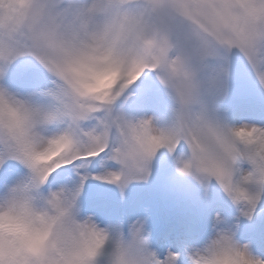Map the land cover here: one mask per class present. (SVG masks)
Returning <instances> with one entry per match:
<instances>
[{"label": "clouds", "instance_id": "9594fccd", "mask_svg": "<svg viewBox=\"0 0 264 264\" xmlns=\"http://www.w3.org/2000/svg\"><path fill=\"white\" fill-rule=\"evenodd\" d=\"M33 2L0 0V28L18 24L22 12ZM65 3L72 6L71 12L53 30L49 46L54 67L40 64L52 78L66 82L79 94L80 103L89 104L122 87L126 89L149 71L155 73L175 105L169 127L157 126L152 117L132 119L124 115L128 124L117 128L112 137L111 151L117 158L111 161L119 167L107 170L106 174H116L110 184L123 191L131 182L146 180L150 163L161 149L149 152L151 139L173 128L178 120L194 129L196 138L204 145L215 139L217 127L241 131V137H231L241 148V139L247 141L256 135L252 129L257 126L223 124L210 114L207 106L206 97L220 90L227 76L226 57L221 54L228 51L226 46L212 43L191 25L156 13L153 0ZM231 23L222 25V29L228 31ZM212 60L216 63L210 64ZM137 71L140 75L131 80ZM0 93V140L12 144L18 141L20 148L32 145L31 159L42 177L38 180L22 158L15 160L27 172L0 191V264H97L106 246L109 251L105 264H154L143 220L133 221L124 236L118 230L113 233L99 227L91 216L80 217V180L72 186L61 185L41 192L67 148L41 143L32 135V121L21 105L35 107L39 103L2 86ZM9 124L17 127L16 140L9 136ZM181 141L189 150L188 158L179 161L178 169L189 165L182 174L200 183L215 179L233 203L243 206L241 214L250 217L245 214L249 210L247 200L225 191L217 178L201 167L203 153L194 154L192 147ZM3 148L5 144L0 143V149ZM250 184L264 187L255 181L242 183L240 187L248 195L256 194L249 190ZM187 258L188 264H264L228 228L217 229Z\"/></svg>", "mask_w": 264, "mask_h": 264}, {"label": "snow or ice", "instance_id": "6c2138e0", "mask_svg": "<svg viewBox=\"0 0 264 264\" xmlns=\"http://www.w3.org/2000/svg\"><path fill=\"white\" fill-rule=\"evenodd\" d=\"M71 9L72 6L66 4L65 0H34L20 15L18 24L9 23L7 27L0 28V75L7 64L21 56L32 57L39 64L53 68L49 53L53 30L69 15ZM153 10L169 19L191 25L216 45L226 46L228 50L237 49L248 61L259 83L264 85V0H153ZM229 21L232 22L231 26L224 31L221 26ZM138 75L139 71L131 76V80ZM50 85L41 93L49 98L48 104L21 107L32 121L31 132L36 140L67 148L59 167L51 176L71 165L83 185L88 179L90 164L103 165L105 161L117 158L113 157L111 151L112 137L117 128L126 126L128 121L123 113L113 110V105L125 88L98 97L94 103L82 104L79 94L66 82L52 78ZM0 124L3 122L0 121ZM7 127L9 136L16 140L17 127L12 124ZM252 132L256 134L252 139L239 141L244 145L241 148L237 140L231 138L241 137V131H224L217 127L214 130L215 139L204 145L196 138L194 129L183 120H178L173 128L151 139L148 151L165 147L171 152L179 141H186L194 154L203 153L199 160L201 167L214 175L225 191L235 193L237 199L243 197L247 200L249 210L245 214L251 215L259 193L248 195L240 185L253 181L264 185V127H255ZM0 143L5 144V148L0 149V166L8 160L22 158L32 168L35 177L38 180L42 178L31 159L32 145L20 148L18 141L12 144L0 140ZM238 160H246L251 165V171L234 179V172L239 171L234 168ZM188 167L185 164L178 171L185 173ZM106 173L107 170L93 178L107 183L116 178L115 173ZM175 258V254L169 253L161 261L153 255L154 264H174Z\"/></svg>", "mask_w": 264, "mask_h": 264}, {"label": "rangeland", "instance_id": "374dc122", "mask_svg": "<svg viewBox=\"0 0 264 264\" xmlns=\"http://www.w3.org/2000/svg\"><path fill=\"white\" fill-rule=\"evenodd\" d=\"M234 52H237V50L231 49L221 53L222 56L226 57V66L228 69L227 76L224 78L223 82V87H226V89H223L222 87V90L213 91L211 94L214 97L218 98L216 100V102H218L220 99L228 95H238L244 92H253L254 94L257 93L255 100H242L241 102L245 104L263 102L264 86H261L258 79L256 78V75L254 77V81L257 89H254L257 92H255L254 89H245L242 85L241 86L244 89H229L230 87L227 84L228 77L236 76L239 71L238 61L234 60ZM243 62L249 69V65H247V60L244 59ZM235 64H238V67H236ZM24 66H36L38 70L34 76L26 78L22 73H20V70H22ZM6 67L11 71L5 73L3 72V74L0 75V86L5 87L13 93L22 97H26L36 103H49V98L42 95L41 93L47 87L51 86L50 81L52 77L42 68V66L34 58L29 56H21L14 59L11 63L7 64ZM144 76L152 77L157 84L154 89V103H156V105L153 107L140 106L138 109H136V111L126 114L122 111L121 106L116 108L114 104L113 110L121 112L126 117L132 119L140 117H152L153 122L159 127L171 126V118L174 116L173 100L169 96L168 92L160 85V83L156 79L155 73L152 72L150 75H148L145 71V73L142 74L140 78H143ZM261 87L263 90H259L261 89ZM137 93L138 92L134 90L131 91L130 94L127 96L124 90V93L121 95L120 98L117 99V101H133V99L130 98L137 95ZM161 107L162 110L158 111L157 109ZM215 107L217 106L215 105ZM258 123H260L259 127H264V122ZM183 159H187L186 155L184 154H182L175 162H171L172 160L169 158L168 149L165 148L163 152L161 151V149H159L150 163V170L147 179L144 181L131 182L123 191H121L116 185L111 184L105 186L102 184V180H96L93 178L96 175L102 174L105 170H116L119 167L118 165L110 164V162L113 161H105L103 165H101L99 171L92 175H89L88 179L83 182L81 192L88 188L89 192L85 195V197L89 198L99 193L102 195L103 198L107 199H112L113 195H119V193L124 195L126 194V199L132 207L144 205L143 214L141 217H138V220L144 221L145 231L148 233L147 247L148 250L152 252L155 257L159 253V250L157 249L158 246L163 245L167 249V251H169V253L175 254L176 258L174 262L177 261L178 257H181L183 260L188 261L186 259L188 257V254L193 249L199 247V245L195 244L189 236L190 233L192 234L193 239L195 238L196 224L198 221H206L210 227L209 233L206 235L205 238H203L202 242L204 243L209 237L215 234L217 229L228 228L234 232L235 239L237 241H239L236 237L237 234H243V237L251 235L255 238V240L253 239L249 243L250 245H248L250 251L254 246L260 247L261 244H264V223L262 225H257L253 229L247 227V217L241 214V209L243 206L240 204L233 203L230 197L224 192L222 187L216 186L214 184H209V182H197L195 179H193L192 176L184 175L178 171L179 161ZM237 162H240L241 164L247 163L246 160H238ZM244 166V173L251 171L250 164H245ZM26 172H24L23 166L20 163L17 166L13 167L10 171L9 180L6 182L1 191H3L7 185L13 183L16 179L25 176ZM81 174H83V170H81ZM89 179L91 180L89 181ZM79 180L80 176L79 179L74 180L75 183H72L71 181V185H69L68 183L63 185L72 186L73 184L78 183ZM140 188H146L147 191L145 192V194H140V200H142V202L138 203L137 199L139 198ZM218 190H220V192ZM204 191L207 194V210L203 209V211H200V204L194 193L203 194ZM148 192H150V195H148ZM215 193L221 194V198L218 200H220L223 205L230 207L232 209V212H214L212 214L209 213L211 202L213 200H216V197L218 196ZM214 194L216 197L210 198V195ZM78 209L79 216L84 217L80 212L79 204ZM161 226H170L171 228H173V230L170 232L168 241L167 239L163 240L159 237V228ZM104 228L110 229L113 233L118 230V226H114L112 223H109V225L104 226ZM240 230L242 233L240 232ZM186 235L189 237L188 241L191 242V245L190 242L187 241ZM105 248H109V246H106ZM251 253L253 254V251H251ZM253 256L258 257L255 254H253ZM258 258L264 260V256H259ZM105 261L106 260L97 259V264H105Z\"/></svg>", "mask_w": 264, "mask_h": 264}, {"label": "bare ground", "instance_id": "6f19581e", "mask_svg": "<svg viewBox=\"0 0 264 264\" xmlns=\"http://www.w3.org/2000/svg\"><path fill=\"white\" fill-rule=\"evenodd\" d=\"M236 53L238 54L237 56L239 57V59H238L239 71H238V75L237 76H235V77H232V76L228 77L227 84L230 87L229 89L230 90H238L239 88L240 89H244V88L247 89L248 88L250 90V89L256 88L255 81H254V77H255L254 71L252 70V68L249 65V63H247V65H249V69L247 68V66L245 65V63L242 61L245 58L244 57L242 58V56H241V54L239 53L238 50H237ZM259 90H263L262 87ZM255 92H257V91L255 90ZM256 95H257V93H255V94H250L249 92L240 93V97L242 99H246V100H249V99H251L253 97L256 98ZM209 98H211V97H209ZM206 103H207V106L209 108L210 114L214 118H216L217 120H219L221 123H223V124H226V125H229V126H236V125H241V124L257 126L255 124H253L254 122L253 123H250V121H247L246 120V119H251V122L253 121L252 118H251V116H249V115H244V116L232 115L231 113H227V111L225 110V108H220V109L214 108L213 107L214 106V101H212V100H206ZM243 105L256 106V104H243ZM238 119H245V120L241 122ZM238 123H241V124H238ZM164 150H165V148L162 147L161 148V151L163 152ZM245 164H249V163L247 162V163L241 164L240 162H236V164L234 165V168L239 169V171L234 172V179H239L240 176L242 174H244V167H245L244 165ZM207 182H209V184H214L216 186H220L215 179H210ZM248 188L252 192L259 193V198L262 197V196H264V187L257 186V185H254V184H250V185H248ZM218 191L220 192V190H218ZM194 195L196 196V198L199 201L200 209H201L200 211H202L203 209H206V202H207V194H206V192L204 191L203 194L194 193ZM258 200H257V203H258ZM143 206L141 207V209H138L137 208L136 210L133 211V213L130 214V222L131 221H136V220H138V217H141L142 216L143 210H144L143 209ZM211 212H213L212 211V208H211L210 213ZM91 217L98 224V226L101 227V228H104V226L109 225V223H111V221H112V219H106V220L103 219L102 220V219H100V217L98 215H93ZM97 219L99 220L98 222L96 221ZM102 225H103V227H102ZM196 234H197V232H196ZM189 236L191 237V240L195 244L199 245V247H201L204 244V242H199L197 240V238L196 239L195 238L193 239L192 234L189 233ZM188 238L189 237L186 235L187 241H188ZM174 241H176V240H174ZM188 242H190V241H188ZM190 245H191V242H190ZM157 249L159 250V253L157 254L156 258L159 259V260H161V261L164 260L168 256L169 251H167V249L163 245H159ZM174 264H178V263L174 262ZM186 264H188V262H186Z\"/></svg>", "mask_w": 264, "mask_h": 264}]
</instances>
